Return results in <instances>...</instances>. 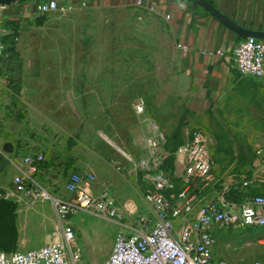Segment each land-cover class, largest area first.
Returning <instances> with one entry per match:
<instances>
[{"label": "crops", "instance_id": "1", "mask_svg": "<svg viewBox=\"0 0 264 264\" xmlns=\"http://www.w3.org/2000/svg\"><path fill=\"white\" fill-rule=\"evenodd\" d=\"M40 1L28 0L0 7V32L5 47L0 59V148L4 151L5 145L11 144L13 149L11 153H4L8 164L0 174V194L6 195L7 200L45 201L16 191L6 192L17 177H23L31 186L43 181L45 193L53 200L68 201L71 195L66 191V184L70 177L75 173L94 175L96 180L91 191L97 196L107 193L115 201L121 218L111 221H128L121 224L120 230L131 233L137 218L150 214L144 200L149 186L137 169L141 156L139 145L148 135L147 126L135 110L141 130L134 126L129 135L135 140L126 142L115 130L121 116L116 103L104 108L108 115L107 119L102 118L105 122L100 127L95 120L87 122L86 106L80 102L85 70L75 69V64L79 63L77 55L54 49V27L46 22L47 15L36 12V4ZM47 1L57 2L60 11L79 4L94 9L139 7L141 2L142 7L161 15L173 35L180 55L179 65L203 104L233 91L243 81L231 62L232 51L241 39L191 0ZM209 1L239 25L264 31V0ZM219 51L224 55L210 54ZM188 138L187 135L185 140ZM129 148L134 150L136 158L125 152L122 158L116 151ZM27 154L43 155L45 162L31 170L25 162ZM254 172L263 175L261 171ZM181 175L179 167L177 176ZM251 192L263 194V184L253 186Z\"/></svg>", "mask_w": 264, "mask_h": 264}, {"label": "rangeland", "instance_id": "2", "mask_svg": "<svg viewBox=\"0 0 264 264\" xmlns=\"http://www.w3.org/2000/svg\"><path fill=\"white\" fill-rule=\"evenodd\" d=\"M44 18L54 27L56 52L60 48L77 55L75 69L85 70L80 102L86 106L87 122L95 120L100 127L108 115L104 108L116 103L121 116L115 130L126 142H133L130 130L134 126L141 130L135 108L144 100L148 113L169 137L177 131L184 139L195 132L205 134L217 188L223 184L235 189L247 174L262 170L264 157L258 151L264 145V78L243 80L233 91L203 104L179 65L173 35L161 15L144 7L93 9L79 4ZM116 151L122 158L124 152L136 158L132 148ZM38 182L35 189L44 194L43 181ZM10 187L6 192L16 191L14 182ZM251 193L250 189L241 192L243 198ZM41 199L45 201H0V246L5 251L64 243L65 229L71 227L76 235L71 252L80 250L82 254L81 261L74 264L98 263L111 255L121 224L128 222L103 220L86 211L63 215L57 201ZM218 255L234 264L264 263V228L222 231Z\"/></svg>", "mask_w": 264, "mask_h": 264}, {"label": "built area", "instance_id": "3", "mask_svg": "<svg viewBox=\"0 0 264 264\" xmlns=\"http://www.w3.org/2000/svg\"><path fill=\"white\" fill-rule=\"evenodd\" d=\"M138 5L142 7L141 2ZM60 10L55 1L42 0L36 4V12L41 16ZM2 37L0 32V59L5 54ZM210 54L224 55L221 51ZM231 62L243 80H262L264 41L254 38L240 41L232 51ZM135 110L148 129V135L139 145L141 156L137 169L149 186L144 200L150 214L139 216L131 233H120L110 257L96 264H234L217 255L219 234L230 229L264 228V195L238 204L231 202L230 186L222 184L217 188L219 182L214 175L213 155L202 132L191 134L176 153V170L182 169L179 178L184 188L177 197L168 195L174 184L164 171V162L169 156L165 148L167 133L148 113L144 100ZM4 153L0 148V154ZM258 153L264 157V146ZM44 160L43 155L34 154L25 162L35 170L36 164ZM254 171L252 177L245 178L235 190L264 184V166L263 175ZM95 180L94 175L73 174L66 184V191L71 195L68 201L53 200L46 193L40 194L23 177H17L14 185L19 194L57 201L56 206L63 215L86 211L105 219L119 220L121 211L115 201L107 193L97 196L91 191ZM2 199H7L6 195L0 194ZM75 239V231L69 227L65 229L64 243L13 253L0 248V264H74L82 259L80 250L75 254L71 252L70 245Z\"/></svg>", "mask_w": 264, "mask_h": 264}, {"label": "trees", "instance_id": "4", "mask_svg": "<svg viewBox=\"0 0 264 264\" xmlns=\"http://www.w3.org/2000/svg\"><path fill=\"white\" fill-rule=\"evenodd\" d=\"M241 41H242V39H241ZM250 81H254V80H250ZM184 143H185V139L183 138L180 131H177L172 137H169L167 135V144H166L165 148H166V151L169 154V156L166 159V161L164 162V171L171 177L173 184H174V189L168 195H175L176 197L182 192L184 186H183L182 180L177 176L175 155ZM43 162H45V161L37 163L36 166L39 167ZM7 164H8V161L5 157V154H0V171L3 168H6ZM252 174H253L252 172L247 174V176L245 178L246 179L251 178ZM245 178L243 179V181L245 180ZM241 183H240V185H241ZM240 185L238 188H240ZM263 186H264V184H263ZM252 188L253 187L247 188V190L250 189V191H251ZM235 189H231L232 191H231V198L230 199L232 200L231 202L238 203V204H242L247 199L256 197L258 195H264V194H257L256 195V194L251 193V194L245 196V198H243L242 194H241L242 189H237V190H235ZM240 199H242V200H240ZM6 200L7 199H2L0 201H6ZM0 248L2 250H4L1 246H0ZM5 252L10 253L7 251H5Z\"/></svg>", "mask_w": 264, "mask_h": 264}, {"label": "water", "instance_id": "5", "mask_svg": "<svg viewBox=\"0 0 264 264\" xmlns=\"http://www.w3.org/2000/svg\"><path fill=\"white\" fill-rule=\"evenodd\" d=\"M25 1L28 0H0V7H4V8L11 7L13 5ZM191 1H193L203 10H205L210 16L215 18L228 30L235 33L240 39L246 40V39L254 38L260 41H264V31L251 30L239 25L228 15L223 13L219 8H217L214 4H212L209 0H191ZM12 151L13 149L11 144L5 145L4 147L5 153H11Z\"/></svg>", "mask_w": 264, "mask_h": 264}]
</instances>
